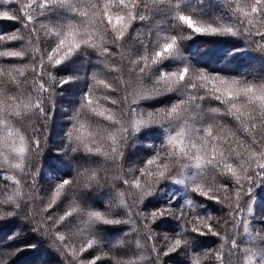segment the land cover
<instances>
[{
  "label": "snow or ice",
  "instance_id": "obj_1",
  "mask_svg": "<svg viewBox=\"0 0 264 264\" xmlns=\"http://www.w3.org/2000/svg\"><path fill=\"white\" fill-rule=\"evenodd\" d=\"M2 21L20 27L0 32V230L31 236L0 264L46 240L62 264H264V75L214 67L264 61V0H0ZM82 81L53 153L57 98ZM140 139L160 142L125 168ZM37 158L73 174L40 195Z\"/></svg>",
  "mask_w": 264,
  "mask_h": 264
},
{
  "label": "trees",
  "instance_id": "obj_2",
  "mask_svg": "<svg viewBox=\"0 0 264 264\" xmlns=\"http://www.w3.org/2000/svg\"><path fill=\"white\" fill-rule=\"evenodd\" d=\"M15 8L16 5L14 4ZM20 25L10 21H2L0 22V32L10 33L13 28H19ZM186 44V54L187 48L191 47L193 50L200 52L205 49L211 48L212 44L207 41V38H200L196 41H187ZM95 59V57H93ZM217 70H226L229 74L235 76L246 75L249 79L252 78V75H264V61H261L258 58V54H251L250 58L236 61L235 63L228 66L227 69H224L223 65H215ZM85 71H90L85 65L81 70V75L84 74ZM84 82L82 81L80 85H78L75 89L70 92H65L63 97H58L56 101L57 107V115L55 119V125L52 131V135L49 139L48 147L54 153L59 143L62 139L63 130L67 127V119L68 116L65 114V111L68 113L71 112L72 108L75 106L76 100L79 97V90L83 87ZM170 101L165 100L164 103H169ZM150 103V102H149ZM148 105H145L147 107ZM159 107L160 105H155ZM225 123H230V120L225 118ZM159 140L156 139H140L138 141V147L130 148L128 151L130 153L126 163L125 168L132 167L139 163L141 160L150 155V151H145L144 147L150 144H159ZM134 153V154H132ZM45 157H47V152L45 153ZM65 162L60 165V170L57 172H53L52 168L45 162L44 158H37L35 160V166L40 167L42 169V176L39 180L40 187L43 188L44 191L40 193V195H44V193L48 190L49 186L57 181L59 178H65L66 173L68 176L73 174V166L70 158H64ZM110 175L112 173H109ZM117 187H122L119 183H117ZM176 188L182 191V186L177 185ZM109 190L105 189L103 195L98 193H92L90 202L100 210H104L108 199L110 198L108 195ZM183 203V201H181ZM152 205H149L151 208ZM225 211H216L214 210V215L217 217L225 216ZM121 215L123 212L121 211ZM264 215L260 209H257V216ZM176 228H179V225H176ZM23 229V231L31 236V233L28 232V229L25 227L23 221L18 220L14 225L10 224L7 228L0 230V242L7 243V236L16 230ZM125 230H127V226H125ZM157 233L163 234L164 232L172 233L171 228H155ZM116 235V234H113ZM219 241L215 238L209 237L205 240L203 249L206 250L209 248H214ZM121 253H117L120 255ZM37 258H40L43 261V264H62L63 258L59 256V254L50 247L49 241H44L41 245L40 252L38 254H25L19 258L17 264H33V261ZM186 259L184 253H180L178 256L174 255L173 258L167 260V264H181V261Z\"/></svg>",
  "mask_w": 264,
  "mask_h": 264
}]
</instances>
